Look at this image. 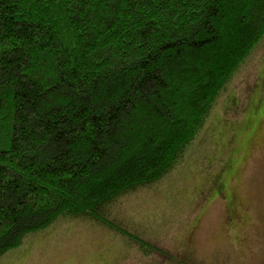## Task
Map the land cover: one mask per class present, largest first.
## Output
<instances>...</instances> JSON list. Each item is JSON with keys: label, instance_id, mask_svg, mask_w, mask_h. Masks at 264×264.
Instances as JSON below:
<instances>
[{"label": "trees", "instance_id": "16d2710c", "mask_svg": "<svg viewBox=\"0 0 264 264\" xmlns=\"http://www.w3.org/2000/svg\"><path fill=\"white\" fill-rule=\"evenodd\" d=\"M263 39L264 0H0V259L64 220L150 252L120 201L185 163Z\"/></svg>", "mask_w": 264, "mask_h": 264}, {"label": "rangeland", "instance_id": "374dc122", "mask_svg": "<svg viewBox=\"0 0 264 264\" xmlns=\"http://www.w3.org/2000/svg\"><path fill=\"white\" fill-rule=\"evenodd\" d=\"M117 211L150 252L107 228L64 220L0 264H264V39L185 163Z\"/></svg>", "mask_w": 264, "mask_h": 264}]
</instances>
